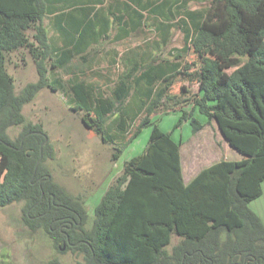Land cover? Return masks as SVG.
<instances>
[{"label":"trees","instance_id":"trees-1","mask_svg":"<svg viewBox=\"0 0 264 264\" xmlns=\"http://www.w3.org/2000/svg\"><path fill=\"white\" fill-rule=\"evenodd\" d=\"M130 1L137 30L140 10L170 20L179 0ZM182 1L178 12L189 2ZM184 12L185 46L177 60L130 59L111 96L80 76L70 80L68 103L83 111L85 126L104 142L123 143L114 159L153 126L147 147L108 188L90 223L84 198L70 194L45 167L54 147L48 139L41 150L47 134L23 109L45 87L64 90L61 79L51 80L48 59L56 54L52 68H66L95 36H110L104 0H0V208L24 202L30 229L44 228L58 249L80 250L87 264H264V222L250 207L264 183V0H212L207 8ZM49 14L57 15L71 49L55 50L43 23ZM122 24L125 32L130 24ZM97 25L102 28L96 31ZM173 26L159 23L164 42ZM21 49L35 58L39 80L18 93L7 59ZM189 51L196 58L185 63L183 52ZM178 78L198 84L197 92L182 85L172 93ZM170 101L192 105L180 122L189 121L194 134L204 126L195 113L216 121L242 157L216 161L186 182L182 142L152 119ZM17 125L23 130L13 139L8 130ZM174 235L180 240L169 250Z\"/></svg>","mask_w":264,"mask_h":264},{"label":"rangeland","instance_id":"rangeland-1","mask_svg":"<svg viewBox=\"0 0 264 264\" xmlns=\"http://www.w3.org/2000/svg\"><path fill=\"white\" fill-rule=\"evenodd\" d=\"M175 4L171 19L146 13L145 24L124 41L113 42L110 39L95 45L84 57L77 56L66 68H52L53 58L47 60L51 80L61 79L64 86L58 90L43 88L36 98L24 106L23 113L27 120L41 123L47 137L55 150V156L44 164L53 180L62 185L70 194L81 196L85 200V208L89 213V222L96 206L108 188L115 184L118 177L126 172L129 162L141 154L148 145L153 126L143 128L139 136L133 140L118 159H114L116 143L104 142L101 136L85 126L82 121L83 111H75L68 103L70 96V80L77 76L97 83L106 95L111 96L121 73L125 70L127 57H138L143 63L153 58H169L177 60L185 46V32L182 22L186 18L185 9L200 10L210 6L212 0H189L186 8ZM54 19L45 16L44 26L49 35L56 36L53 27ZM161 21L174 24L166 42L161 36L158 25ZM35 30L29 33L33 38ZM115 33V30H113ZM55 42V41H54ZM55 44V43H52ZM61 45V42L58 43ZM185 63L193 61L196 56L192 51L184 53ZM147 55V56H146ZM8 72L13 76L16 91L19 93L29 83L39 80L35 58L28 49H21L8 54ZM190 86L191 92L198 90V84H190L178 78L172 93H180L181 86ZM183 94L181 99H185ZM168 102L169 107L160 109L152 119L179 142H182L183 162L186 175L206 167L221 159H240L242 155L232 148L220 132L217 122H206V117L195 113V117L204 123L197 133H193L189 121L180 122L184 108L192 109L185 101L179 106ZM175 108H177L175 110ZM22 125L9 128L8 132L16 139L22 132ZM264 190V183H263ZM24 202H15L0 208V264H49L58 258L61 264H87L85 254L80 250L58 249L55 242L44 228L30 229L24 222ZM251 209L264 222V193L250 204ZM86 223V227L90 225ZM180 237L173 236L168 247L177 244Z\"/></svg>","mask_w":264,"mask_h":264},{"label":"crops","instance_id":"crops-1","mask_svg":"<svg viewBox=\"0 0 264 264\" xmlns=\"http://www.w3.org/2000/svg\"><path fill=\"white\" fill-rule=\"evenodd\" d=\"M153 2H155V3H159V2H161L162 0H152ZM172 1H174V0H172ZM180 1V0H179ZM179 1H176L175 2V4L177 3V2H179ZM182 1V0H181ZM146 2H148V0H144L143 1V3H146ZM127 3H129V4H127ZM174 4V5H175ZM112 5V6H111ZM111 6V7H110ZM132 6H133V8H134V4L132 3V1H130V0H104V8L106 9V12H107V14H108V16H109V22H110V24H111V27L109 28V30H108V34L110 35L109 37L108 36H103V37H96L95 36V38H93V40H92V42H91V44H90V46H89V48L87 49V50H85L84 52H81V53H79V54H76V56H74L73 58H72V60H71V62L74 60V58H76L77 56H82V57H84L87 53H89L90 51H91V49H93V47H95V45H97V44H100V43H102L104 40H108V39H110L111 38V40L113 41V42H119V41H124V40H126L127 38H129L130 36H132V34L135 32V30H133V20H134V17H132V10H133V8H132ZM136 6V5H135ZM98 7H100V5H98ZM97 8V7H96ZM174 8H175V6H174ZM174 8H172V11H174ZM141 11V13H143V15H144V18L143 19H141L142 21V23L141 22H139L138 21V28L139 27H141L143 24H145V19H146V13H150V9H147V10H145V9H142V10H140ZM173 13V12H172ZM117 15L118 16V19H117V17H115L114 15ZM150 14H153V13H150ZM93 15V14H92ZM156 15V14H155ZM48 16H50V17H52L53 19H54V21H53V27L57 30L56 31V36L57 37H51L50 35V40H51V43H55V44H53V46L56 48L55 50L56 51H59L58 49L60 48V49H62V50H67V49H71L72 48V45L69 43V40H70V38L67 36V35H65L63 32H61L60 31V29H59V24L57 25V15L56 14H49ZM122 16V19L120 18ZM124 16H125V18H124ZM156 16H161V15H159V14H157ZM140 17H142V16H140ZM124 22H126V23H128V24H130V26L128 27V28H126L125 29V32L124 31H122L123 33H124V36H123V38H120V39H117L116 38V36H117V34L118 33H122V32H120V30H122L121 28H122V26H123V24L122 23H124ZM161 22H164V21H161ZM165 23V22H164ZM62 28L61 29H63L64 30V27L65 28H68L67 27V25L66 24H64L63 26H61ZM102 28V26L101 25H97L96 27H95V30L97 31V30H99V29H101ZM113 30H115V33H113ZM49 32V31H48ZM127 32H130V34L128 35L127 34ZM77 38L78 39H81V36H80V34H78L77 35ZM55 41V42H54ZM61 42V45H59L58 43H60ZM148 55V56H147ZM146 56H147V58L149 57V54H147ZM54 58H56V54H54V56H53V62H54ZM134 57H127L126 58V60H125V65H126V67H125V70H124V72L125 71H128V69L131 67V65H129V62H130V59H133ZM137 60H140V59H138V57H137ZM71 62H69V64L71 63ZM146 63V62H145ZM68 64V65H69ZM59 69H61V68H59ZM123 72V73H124ZM122 74V73H121ZM120 74V75H121ZM119 79V78H118ZM118 81V80H117ZM117 81H116V83H117ZM91 82V81H90ZM96 86H97V89H102L97 83H96ZM116 87V86H115ZM181 154H182V163H183V172H184V177H185V180H186V182H189V181H191L196 175H197V173L202 169H199V170H196L195 172H193V174H191V175H189V176H187L186 175V172H185V167H184V162H183V152H182V148H181ZM263 193H264V190H263ZM263 195V194H262ZM261 195V196H262Z\"/></svg>","mask_w":264,"mask_h":264},{"label":"water","instance_id":"water-1","mask_svg":"<svg viewBox=\"0 0 264 264\" xmlns=\"http://www.w3.org/2000/svg\"><path fill=\"white\" fill-rule=\"evenodd\" d=\"M48 141V138L46 137V139H45V141H44V143L42 144V147H41V150H43V146L45 145V143ZM42 154H41V158L39 159V161H38V163H37V166L39 165V163L41 162V160H42Z\"/></svg>","mask_w":264,"mask_h":264}]
</instances>
